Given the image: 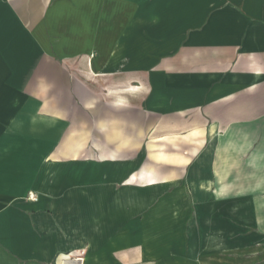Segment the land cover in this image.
<instances>
[{
	"label": "crops",
	"instance_id": "crops-1",
	"mask_svg": "<svg viewBox=\"0 0 264 264\" xmlns=\"http://www.w3.org/2000/svg\"><path fill=\"white\" fill-rule=\"evenodd\" d=\"M0 264H264V0H0Z\"/></svg>",
	"mask_w": 264,
	"mask_h": 264
},
{
	"label": "built area",
	"instance_id": "built-area-1",
	"mask_svg": "<svg viewBox=\"0 0 264 264\" xmlns=\"http://www.w3.org/2000/svg\"><path fill=\"white\" fill-rule=\"evenodd\" d=\"M27 199L33 201V200H35L36 198H35L32 194H30V195L27 197Z\"/></svg>",
	"mask_w": 264,
	"mask_h": 264
},
{
	"label": "rangeland",
	"instance_id": "rangeland-1",
	"mask_svg": "<svg viewBox=\"0 0 264 264\" xmlns=\"http://www.w3.org/2000/svg\"><path fill=\"white\" fill-rule=\"evenodd\" d=\"M82 60H86L87 64L89 65V61H90L89 57H84Z\"/></svg>",
	"mask_w": 264,
	"mask_h": 264
}]
</instances>
